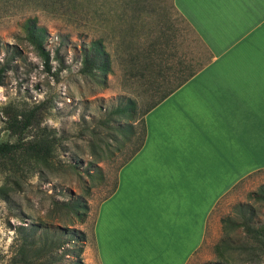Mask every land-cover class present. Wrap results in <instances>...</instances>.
<instances>
[{"label": "rangeland", "instance_id": "374dc122", "mask_svg": "<svg viewBox=\"0 0 264 264\" xmlns=\"http://www.w3.org/2000/svg\"><path fill=\"white\" fill-rule=\"evenodd\" d=\"M30 22L44 28L50 67L29 39ZM95 43L107 53V72L84 66ZM209 58L173 0H0V143L16 145L0 152V264H12L21 224L52 227L56 242L54 262L31 264H98L97 207L143 142L147 108L176 84L175 73ZM263 183L264 170L219 203L191 264L218 259L222 218L253 202L249 193Z\"/></svg>", "mask_w": 264, "mask_h": 264}, {"label": "crops", "instance_id": "0c3cea01", "mask_svg": "<svg viewBox=\"0 0 264 264\" xmlns=\"http://www.w3.org/2000/svg\"><path fill=\"white\" fill-rule=\"evenodd\" d=\"M173 4L210 58L145 114L97 207L98 264H191L219 203L264 170V0Z\"/></svg>", "mask_w": 264, "mask_h": 264}, {"label": "trees", "instance_id": "16d2710c", "mask_svg": "<svg viewBox=\"0 0 264 264\" xmlns=\"http://www.w3.org/2000/svg\"><path fill=\"white\" fill-rule=\"evenodd\" d=\"M26 28L30 41L40 51L45 64L50 67V53L45 51L43 46L44 28L38 27L35 23L33 24L31 22L27 24ZM83 62L88 72H92L93 70L96 72H107L110 66L107 53H105L100 43H95L86 50ZM201 66L187 74L182 73V75H179L180 73H175L174 76L177 79L176 84L164 90L163 94L147 108L145 114L184 82L189 80ZM1 82L0 78V85ZM135 102L133 99L132 104L134 105ZM143 142L135 148L131 156L141 148ZM14 148H16L14 144L8 142L0 143V152L2 153L11 152ZM249 198L253 202L240 201L236 203L233 206L232 214L222 218L223 236L215 245V252L218 259L208 261L204 264H239L237 260H240L242 264H264V214L262 211V208H264V183L260 185L258 190L250 192ZM74 208L79 211L86 207L79 202H74ZM38 230H40V233H38ZM74 230L81 233L80 230ZM51 231L52 227L46 225L42 227L35 224L29 226L24 224L19 225L16 229V241L13 244L12 264H31L34 261H41L43 259H47L49 261L48 263L54 262V246L56 242L51 237ZM235 231L241 237L239 241L234 237L233 233ZM235 257L236 259L234 261ZM75 264L85 263L79 259L75 261Z\"/></svg>", "mask_w": 264, "mask_h": 264}]
</instances>
